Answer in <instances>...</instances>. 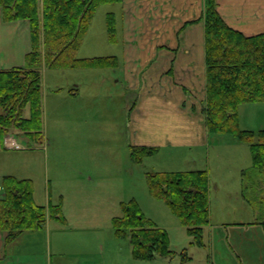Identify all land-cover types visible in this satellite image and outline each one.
<instances>
[{"label":"rangeland","instance_id":"rangeland-1","mask_svg":"<svg viewBox=\"0 0 264 264\" xmlns=\"http://www.w3.org/2000/svg\"><path fill=\"white\" fill-rule=\"evenodd\" d=\"M130 12L139 23V18L144 14L141 8H131ZM110 13L114 14L118 23V44L110 41L107 24ZM121 19L120 4L100 5L84 36L78 57L92 59L121 54L124 49ZM132 33L133 40L136 33ZM113 70L116 69L43 68V139L35 142L20 131H11L7 138H11L20 148H9L6 145V149L0 147V187L3 186V177L12 175L33 181L36 200L40 205H49V198L52 204L57 205L64 198L63 214L70 220L69 227L72 230L85 225L112 226L114 218L122 216V204L136 201L146 218L168 232L170 248L175 253L171 258L135 260L129 239L115 236L117 242L108 244L102 229L98 230L101 232L98 236L106 243V247H110L106 248V253L99 252L100 264H217V261L237 264V241L259 243L264 240L263 228L248 230L242 227L244 229L226 231L214 227L213 233L205 236L206 246H195L186 228L166 203L150 194L147 183V173L151 172L211 168L208 171L211 175L210 214L213 215V225L253 221L254 214L244 204L240 193V168L232 169L229 165L232 161L230 157L234 155L230 151L216 156L213 155V149L208 154L206 151L201 153V149H186L175 156V161H171L168 150H165L136 164L131 159L130 144L135 145L137 140L134 121L129 119V106L139 105L142 99L143 92L137 81L140 73L132 74L134 88L129 89L124 81L116 82L124 77L120 69ZM74 87H79L80 95L70 98L68 94ZM199 92L196 89L192 95L197 97ZM242 112V129L258 132L263 127L264 121L257 113L264 115V103L247 104ZM210 136L212 146L218 138L232 140L238 150H243L241 153L245 159H242V163L245 161L247 168L251 167V153L247 143L231 135ZM95 231L85 234L94 235L97 233ZM69 232L84 234L77 230ZM210 243H214L215 248ZM229 243L234 244L233 249H229ZM184 252L186 254L183 255ZM38 258L35 264H45V258Z\"/></svg>","mask_w":264,"mask_h":264},{"label":"trees","instance_id":"trees-1","mask_svg":"<svg viewBox=\"0 0 264 264\" xmlns=\"http://www.w3.org/2000/svg\"><path fill=\"white\" fill-rule=\"evenodd\" d=\"M123 0H0L5 22L28 21L31 50L25 65L0 70V147L12 130L41 142L44 131L43 68L117 69L116 56L80 59L78 52L98 7ZM202 19L206 40V99L201 113L210 134L231 135L248 144L251 167L242 171V197L254 210L264 229V130H243L239 109L244 104L264 103V33L246 36L230 27L218 11L217 0H206ZM113 44L117 24L113 13L107 19ZM28 113V116H26ZM158 148L131 146V159L141 164ZM0 196V233L6 244L26 232L44 229L48 219L65 221L63 206L35 201L31 179L6 175ZM150 194L166 203L192 238L205 246L210 225V175L207 170L147 173ZM122 216L113 220L117 238L130 241L135 260L171 258L170 237L165 229L146 218L139 204H122ZM186 252L183 253V255ZM186 261V258L184 259Z\"/></svg>","mask_w":264,"mask_h":264},{"label":"crops","instance_id":"crops-1","mask_svg":"<svg viewBox=\"0 0 264 264\" xmlns=\"http://www.w3.org/2000/svg\"><path fill=\"white\" fill-rule=\"evenodd\" d=\"M205 1L123 0L118 3L122 7L120 27L124 36V49L121 54L116 55L119 61L116 70L120 69L124 77L116 82L124 81L127 88L132 89V74L140 73L137 81L143 92L142 99L139 105L129 106V119L135 124V145L158 148L156 155L168 150L171 161H175V156L186 149H201V153L206 151L207 154L213 149V155L216 156L230 151L234 156L230 157L232 161L229 165L232 169L240 168L242 176V171L248 169L247 163H242V159H245L241 153L243 150H238L228 138H218L212 146L211 134L208 132L205 116L201 113L206 98V40L205 22L202 19ZM217 4L220 15L230 27L246 36L264 33V0H217ZM131 8H141L144 13L139 18V23L131 14ZM2 16L0 8V70L24 66L25 57L31 50L30 26L26 21L5 22ZM132 32L136 33L133 40ZM118 43L119 41L116 44ZM196 89L200 92L194 97L192 94ZM79 95V87H74L68 97L77 98ZM245 105L247 104L239 109L240 126ZM257 116L264 121L261 112ZM260 130H264V125ZM201 170L208 171L211 168ZM240 193L242 197V188ZM35 201L39 204L36 195ZM243 201L252 210L253 221L213 225L211 213V222L205 229V236L213 233L214 227L226 231L245 227L248 230L262 228L261 225L254 224L256 214L244 199ZM211 202L210 199V212ZM61 203L64 204V198ZM69 221L66 217L65 221L48 219L44 229L26 232L10 244H6L5 234L0 233V264H35L40 259L38 257L45 258V264H100L99 252L106 253V248L110 246L106 247V243L98 235L105 231V241L115 244L117 240L112 226L85 225L80 229L74 228L84 234H70L69 231L76 230L69 227ZM93 231L98 234H85ZM210 244L215 248L214 243ZM233 245L229 243V249H233ZM235 248L237 264H264V240L252 244L237 241ZM217 264L224 262L217 261Z\"/></svg>","mask_w":264,"mask_h":264},{"label":"built area","instance_id":"built-area-1","mask_svg":"<svg viewBox=\"0 0 264 264\" xmlns=\"http://www.w3.org/2000/svg\"><path fill=\"white\" fill-rule=\"evenodd\" d=\"M5 145L9 148H14V147L17 149L20 148V146L18 144H15L11 138H7Z\"/></svg>","mask_w":264,"mask_h":264}]
</instances>
